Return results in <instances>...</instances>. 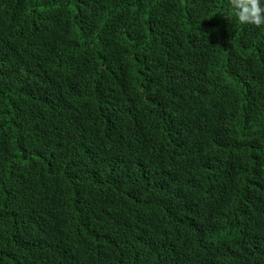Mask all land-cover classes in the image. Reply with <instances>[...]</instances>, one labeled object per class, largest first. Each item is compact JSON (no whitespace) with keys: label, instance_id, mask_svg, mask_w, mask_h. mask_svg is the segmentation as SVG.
Returning <instances> with one entry per match:
<instances>
[{"label":"trees","instance_id":"obj_1","mask_svg":"<svg viewBox=\"0 0 264 264\" xmlns=\"http://www.w3.org/2000/svg\"><path fill=\"white\" fill-rule=\"evenodd\" d=\"M0 264H264V25L0 0Z\"/></svg>","mask_w":264,"mask_h":264},{"label":"clouds","instance_id":"obj_2","mask_svg":"<svg viewBox=\"0 0 264 264\" xmlns=\"http://www.w3.org/2000/svg\"><path fill=\"white\" fill-rule=\"evenodd\" d=\"M230 6L241 24L264 25V0H230Z\"/></svg>","mask_w":264,"mask_h":264}]
</instances>
